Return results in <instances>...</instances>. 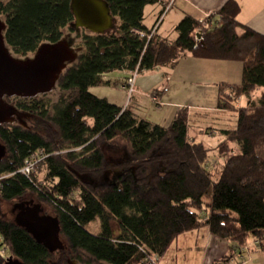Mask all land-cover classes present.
I'll list each match as a JSON object with an SVG mask.
<instances>
[{
	"label": "trees",
	"instance_id": "1",
	"mask_svg": "<svg viewBox=\"0 0 264 264\" xmlns=\"http://www.w3.org/2000/svg\"><path fill=\"white\" fill-rule=\"evenodd\" d=\"M105 1L121 21V33L80 37L82 51L57 82L62 94L54 113L37 97L15 96V116L19 110L32 117L31 129L0 124L6 147L0 202L15 205L35 195L37 203L53 208L65 248L50 252L0 212V264L11 257L23 264H146L163 258L180 236L202 228L230 243V253L214 264H229L240 248L250 250L251 239L264 249V92L251 99L264 89V36L239 22L235 0L207 26L184 17L174 42L144 24L145 8L161 0ZM0 15L8 48L21 56L64 40V30L75 23L71 0H11L0 6ZM188 53L242 63V82L222 86L217 103L236 124L220 130L224 139L215 149L224 155L239 148L222 164L210 163L212 149L190 141L187 108L161 126L90 92L109 85L106 74H142L175 65ZM40 151L46 157L25 176V161ZM98 219L101 231L88 232L86 226Z\"/></svg>",
	"mask_w": 264,
	"mask_h": 264
},
{
	"label": "crops",
	"instance_id": "2",
	"mask_svg": "<svg viewBox=\"0 0 264 264\" xmlns=\"http://www.w3.org/2000/svg\"><path fill=\"white\" fill-rule=\"evenodd\" d=\"M169 1L162 0L161 3L145 8L144 24L149 30L155 28L164 11L163 4L167 5ZM228 1L230 0H175L155 33L168 42H174L178 38L176 27L184 17L191 16L200 21L208 14L218 13ZM235 1L241 7L239 22L264 36V0ZM147 11L152 17L148 24L146 23ZM238 63L240 62L197 59L188 53L175 65L159 67L140 74L136 80V93L131 100H129L128 92L122 87L131 72L115 71L106 74L104 80L109 82V85L95 88L107 87L110 89L109 92L104 96H99L100 98H106L109 102L131 111L138 118L161 126H169L178 109L187 108L190 115L189 129L193 117L202 115L196 113L197 115L193 116L191 108L212 111L222 117L227 115L224 119L229 117L230 113L218 109L217 103L221 96L222 86L228 88L242 82L243 67L242 63ZM90 91L92 92V88ZM263 92L264 89H258L252 94L251 99L258 100ZM151 94L158 95V103L151 99ZM242 101L245 103L243 104ZM246 103L247 99L241 100V104ZM202 130L199 129L197 132H202ZM211 130L215 131L214 136H218L220 142L224 139V136L220 134V130L224 128ZM197 132L192 135L188 132L190 141L204 145L203 136L197 135ZM248 246L251 247L250 250L245 251L244 248H240L233 257L236 260L240 258L242 261L240 264H254L252 255L258 257L264 253V249L255 246L254 239L250 240ZM229 253V242L214 236L208 228H202L180 236L169 252L157 261L161 264H214ZM246 255L249 260H245Z\"/></svg>",
	"mask_w": 264,
	"mask_h": 264
},
{
	"label": "water",
	"instance_id": "3",
	"mask_svg": "<svg viewBox=\"0 0 264 264\" xmlns=\"http://www.w3.org/2000/svg\"><path fill=\"white\" fill-rule=\"evenodd\" d=\"M71 8L77 31L86 29L94 35H104L116 27L117 18L112 16L105 0H71ZM5 31L6 23L0 20V124L12 123L16 114L5 97L33 98L50 93L68 64L78 57L70 43L62 40L42 45L31 59L17 60L7 47ZM196 36L200 38V34ZM5 157L6 147L0 142V160ZM14 212L15 223L42 242L50 252L65 248L58 219L47 214L42 204L35 200L19 203ZM6 264L23 263L11 257Z\"/></svg>",
	"mask_w": 264,
	"mask_h": 264
},
{
	"label": "rangeland",
	"instance_id": "4",
	"mask_svg": "<svg viewBox=\"0 0 264 264\" xmlns=\"http://www.w3.org/2000/svg\"><path fill=\"white\" fill-rule=\"evenodd\" d=\"M0 1L6 2V0H0ZM0 20L5 22L4 17L1 15H0ZM151 20H152V17L150 16L149 11H147L146 12V23L147 24L150 23ZM111 32H114L116 35H119L121 33V21L119 19H116V27ZM83 35H94V34L91 33L90 31L86 30V29H80L77 32L75 30V28H72V27H68L64 30V40L70 43L71 48L74 50V52L77 55H79V53L82 51V49L78 46V44L80 43V37ZM9 51H10V54L17 60L31 59L35 55V54H29L27 56H21V55L15 54L10 49H9ZM74 62H72V63H74ZM72 63H69L68 66ZM238 64H240V63H238ZM109 90L110 89H108L107 87H101V88H95L94 87V88H92V92L91 91L90 92L94 93V95H97L99 97V96L106 95L107 92H109ZM61 94H62V92L58 89V87L56 85V87L50 93L46 94L45 96L38 95L36 97L39 98L41 101H43L48 107H50V114H53L54 113V107L58 103L59 97ZM36 97H34V98H36ZM244 100H246V98H244ZM18 101H19L18 99L13 97L9 102L7 100L6 103L9 104L10 106L16 108ZM21 101H22V103H25L28 101V99H22ZM242 103L244 104L245 101H242ZM192 109H193V111L191 113L193 114V116L197 115L196 113H199L202 115L197 116V117H193V122H192V125L190 126V128L188 129V132L190 135H192L193 133H196L199 129H203L202 132H197V135H199V136L202 135L203 136L202 141H203L204 145L207 148L212 149L210 152V159L212 161L210 163L222 164L231 155H233V153H238L239 148L236 147L233 150V152L221 155V153L215 149L216 146L220 143V138L218 136H214L215 131L211 130V129L219 130L221 128H224V129L235 128L234 124H236V118L233 116V114L230 113L229 117H227V119H224L227 115L225 117L224 116L222 117L221 115L216 114L215 112H212V111L202 110L199 108H191V110ZM11 124L20 125L26 129H31L32 117H30L29 115L25 114L24 112L18 110V115L13 117V122ZM208 131H210V133ZM212 136H214V137H212ZM106 151L108 153V150H106ZM36 198L37 197L35 195L29 194L24 200L25 201L27 200L30 202L31 200H33V199L35 200ZM19 203L20 202L17 201L14 203L15 205H13V204L5 203V202H0V212L2 213V215L6 219L14 221L15 220V214L17 212V211L14 212L15 206ZM43 207H44L45 212L47 214L54 215L53 208H51L49 205L43 203ZM113 227L117 231L118 230V223L114 222ZM86 230L92 234H98L101 231L100 220L98 219V220L90 223L88 226H86ZM261 254L262 255L255 257L251 253L254 264H264V253H261ZM244 257H245V260H249L248 255H246ZM236 261L238 262V264H240L242 262L240 260V258H238ZM146 264H161V263H159L157 261L156 263H146Z\"/></svg>",
	"mask_w": 264,
	"mask_h": 264
},
{
	"label": "built area",
	"instance_id": "5",
	"mask_svg": "<svg viewBox=\"0 0 264 264\" xmlns=\"http://www.w3.org/2000/svg\"><path fill=\"white\" fill-rule=\"evenodd\" d=\"M175 0H170L169 3L167 5L163 4V13L161 15V17L159 18L155 28L152 30V34L155 33L158 25L160 24V22L162 21V18L164 17V15L166 14V12H168V10L171 8L172 4L174 3ZM162 0L159 2L161 3ZM209 19H213V20H221V17L218 13H211L205 16V18L201 19L199 22L203 25V26H207V21ZM197 34H200V38H197L196 36V40L198 42L203 40V36H202V32L199 30ZM144 35V34H141ZM149 38H151V35L148 36ZM140 75L138 69H136L135 71L131 72V75L125 80V82L122 84V87L128 92V96H129V100H131L132 96L136 93V80L138 78V76ZM151 99L155 102L158 103L159 99H158V95L157 94H151L150 95ZM46 157V155L40 151L37 152L33 155H31L26 161L25 164L23 166V168L21 169V173H23L25 176L29 177L31 176L37 168V165ZM257 243V242H256ZM1 253L5 254V250H2ZM151 263H156V260L152 259ZM229 264H237L236 259H233L229 262Z\"/></svg>",
	"mask_w": 264,
	"mask_h": 264
},
{
	"label": "flooded vegetation",
	"instance_id": "6",
	"mask_svg": "<svg viewBox=\"0 0 264 264\" xmlns=\"http://www.w3.org/2000/svg\"><path fill=\"white\" fill-rule=\"evenodd\" d=\"M10 1H11V0H6V2H4V1H0V6H1V5L5 6V5H7ZM27 202H28V201H27ZM27 212H28V207H27ZM27 218H28V216H27Z\"/></svg>",
	"mask_w": 264,
	"mask_h": 264
}]
</instances>
